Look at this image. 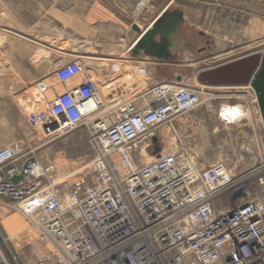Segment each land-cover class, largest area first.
<instances>
[{
  "label": "built area",
  "instance_id": "1",
  "mask_svg": "<svg viewBox=\"0 0 264 264\" xmlns=\"http://www.w3.org/2000/svg\"><path fill=\"white\" fill-rule=\"evenodd\" d=\"M125 43L122 38L114 47L125 49L128 62L142 64L139 74L146 76L155 62L135 58L134 46ZM53 76L63 90L55 84L51 134L87 129L94 158L86 174L59 183L55 166L41 162L35 150L19 143L0 148V201L55 244L48 261L264 264V157L254 162L249 149L232 150L231 157L209 163L192 149L180 122L201 107L207 87L153 80L130 100H109L80 61L57 66ZM38 87L48 90L43 81ZM225 89L232 97L219 107L218 124L234 131L254 120L264 135L255 90ZM27 121L33 130L43 126L35 111ZM19 175L24 178L14 183ZM2 242L0 234V264H11Z\"/></svg>",
  "mask_w": 264,
  "mask_h": 264
},
{
  "label": "rangeland",
  "instance_id": "2",
  "mask_svg": "<svg viewBox=\"0 0 264 264\" xmlns=\"http://www.w3.org/2000/svg\"><path fill=\"white\" fill-rule=\"evenodd\" d=\"M143 1L0 0V148L19 143L27 150H35L41 162L55 166L59 183H73L86 174L94 151L85 127L53 135L50 131L39 134L29 126L27 118L32 111L42 122L51 119L50 108L36 106V95H50L51 101L55 92L41 91L38 82L53 77L52 84H56L53 72L57 66L75 60L82 65L89 61L96 65H85L87 72L97 77L101 87L112 88L105 95L107 99L127 101L145 92L153 81L154 63L147 66L148 74L142 76V64L128 62L131 56L126 53L125 58H118L120 62L100 59L120 57V50L114 47L118 40L125 38V44L130 43L137 35L132 27L135 23L148 27L168 6L185 14L187 44L182 51L185 65L189 66L161 70L168 77L161 80L175 79V73L184 74L186 86L200 87L195 73L208 64L206 60L214 59L211 62L215 64L264 50V0H149L139 10ZM204 47L206 50L201 52ZM90 57L96 60L84 59ZM56 85L57 91L62 92L63 88ZM230 92L205 89L208 98L201 107L180 120L188 142L209 163L231 157L232 150L244 154L248 149L253 152L254 162H259L264 157V135L259 122L253 120L233 131L225 130L216 120L219 107L231 100ZM1 212L5 217L22 215L2 201ZM25 224L26 230L17 237L19 241H14L0 217L3 248L11 264L44 261L34 254L33 242L44 244L46 238L28 220ZM32 229L37 231L26 236L25 232Z\"/></svg>",
  "mask_w": 264,
  "mask_h": 264
},
{
  "label": "water",
  "instance_id": "3",
  "mask_svg": "<svg viewBox=\"0 0 264 264\" xmlns=\"http://www.w3.org/2000/svg\"><path fill=\"white\" fill-rule=\"evenodd\" d=\"M133 30L138 34L133 56H146L155 63H169L174 59L180 47L181 37L185 29V14L177 8L167 7L152 23L151 27L142 29L134 24ZM196 80L200 86L207 88H237L251 86L257 95L264 123V50L248 55L207 64L196 71ZM178 77L177 81H182ZM157 142V138L153 139ZM157 152L160 149L156 148ZM28 161L24 170L28 167ZM24 175L15 176L12 181L18 183Z\"/></svg>",
  "mask_w": 264,
  "mask_h": 264
},
{
  "label": "bare ground",
  "instance_id": "4",
  "mask_svg": "<svg viewBox=\"0 0 264 264\" xmlns=\"http://www.w3.org/2000/svg\"><path fill=\"white\" fill-rule=\"evenodd\" d=\"M148 1L149 0H144L141 4H140V6H139V10H141V9H143V7H145L147 4H148ZM169 7V6H168ZM166 9V8H165ZM162 14V13H161ZM152 23L153 22H151L150 24H149V26L148 27H151V25H152ZM136 24V23H135ZM139 26L142 28V29H147L148 27H143L141 24H139ZM137 38H138V36H137ZM137 38L133 41V42H131V46H134L135 47V45H136V40H137ZM85 43V42H84ZM124 48V47H123ZM125 53L126 52H124V50H120V57H117V59H112L113 57H110V58H102V59H100L101 61H112V62H116V61H119L118 60V58L120 59V58H125ZM116 58V57H115ZM84 59H93V60H96V59H94V58H84ZM121 59V60H122ZM214 60V59H213ZM212 59H209V60H206L205 62L206 63H208V64H211L212 62L211 61H213ZM120 62V61H119ZM81 63V62H80ZM155 64V63H154ZM81 65H82V63H81ZM85 65H87V66H89V65H96L95 63H92V62H84L83 63V67H85ZM98 65V64H97ZM112 67L114 66V65H111ZM4 68V67H3ZM41 81H43L45 84H46V86L48 87V90H49V92H51V90L53 91V92H55V84H52L53 83V81H54V79H53V77H46V78H43ZM183 81V80H182ZM186 80L184 79V81H183V85L184 86H186L185 84H184V82H185ZM40 82V81H39ZM122 84V83H121ZM119 85V84H118ZM200 86V85H199ZM186 87H188V86H186ZM201 88H204L203 86H200ZM112 88H110L109 86H103V87H101V90H100V92H101V96H104L105 97V95H106V93H108L110 90H111ZM220 89H225V88H220ZM219 89V90H220ZM60 90V89H59ZM211 90V89H210ZM223 91V90H222ZM225 91V90H224ZM45 92V91H44ZM61 92V91H60ZM209 93V92H208ZM203 94H205L204 93V91H203ZM50 95H48V96H46V97H39V96H37L36 95V106H39V105H42V106H44L45 108H50V101H49V99H48V97H49ZM211 96V95H210ZM213 97V96H212ZM208 98V97H207ZM207 102V101H206ZM51 116V119L50 120H46V121H44V122H42L43 123V126H42V128H40V129H38V131H39V134L40 133H46V132H48L47 131V129L46 128H49V127H51V131L50 132H52L54 129H56V126L54 125V123H52V115H50ZM250 123H252V121H250ZM48 126V127H47ZM186 128V127H185ZM164 132L167 134V135H170V137H172L171 136V134H170V132H169V130L168 129H164ZM48 134V133H47ZM172 140H174L173 139V137H172ZM202 150V149H201ZM151 160V157L150 156H147V158L145 159V162H148V161H150ZM63 180V179H62ZM61 182V181H60ZM2 207V206H1ZM23 215H20V216H18V217H15V216H4L3 215V212H1L0 213V217H1V219H2V224L7 228V232H8V234H9V237H10V239H12V240H14V241H17L18 239H17V237H18V235H19V233L20 232H22L23 230H26V227H25V222H26V218L23 216ZM3 217V218H2ZM25 218V219H24ZM28 228V227H27ZM38 230V229H37ZM37 230H35V229H32V230H27V232H25L26 234V236H30L31 234H33L34 233V231H37ZM40 233V232H39ZM38 234V233H37ZM22 236V235H21ZM43 238V237H42ZM20 239V238H19ZM23 240V239H22ZM44 240V239H43ZM19 241V240H18ZM20 241H21V239H20ZM45 241V240H44ZM50 243V244H49ZM33 251H34V254H36L38 257H40V258H42L44 261H45V264H48L47 262H49L48 260L50 259V258H52L53 257V255L56 253V246H55V244L54 243H52L51 242V240H49V239H46V242L43 244V243H41V242H37V241H35V242H33ZM43 261V262H44Z\"/></svg>",
  "mask_w": 264,
  "mask_h": 264
},
{
  "label": "crops",
  "instance_id": "5",
  "mask_svg": "<svg viewBox=\"0 0 264 264\" xmlns=\"http://www.w3.org/2000/svg\"><path fill=\"white\" fill-rule=\"evenodd\" d=\"M137 35L135 37H133L131 42L136 39ZM180 39H181V43H180L179 49L177 51H173V54H175V57L173 60H171L169 63H163V64L155 63L154 64L155 66L151 65L152 67H154V69L151 68V71L153 72L151 74L152 80L165 81V80H161V79H167L168 78L165 74H161V70L163 71L164 69H167V68L172 69L175 67L189 66V65H185V52L182 51L185 49V44H187V40L185 38V32L183 33V36ZM79 42L83 43L82 40L81 41L79 40ZM138 59L145 61L149 58L142 55ZM180 76L183 77V81H184L185 75L184 74H177V73H175V79H169V81H177L178 77H180Z\"/></svg>",
  "mask_w": 264,
  "mask_h": 264
},
{
  "label": "flooded vegetation",
  "instance_id": "6",
  "mask_svg": "<svg viewBox=\"0 0 264 264\" xmlns=\"http://www.w3.org/2000/svg\"><path fill=\"white\" fill-rule=\"evenodd\" d=\"M200 50H201V52H203L204 50H206V48L204 47V48H201Z\"/></svg>",
  "mask_w": 264,
  "mask_h": 264
}]
</instances>
